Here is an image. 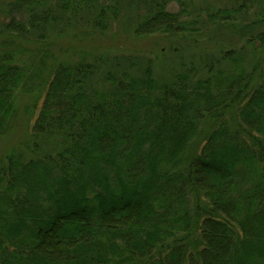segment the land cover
<instances>
[{
	"label": "trees",
	"instance_id": "trees-1",
	"mask_svg": "<svg viewBox=\"0 0 264 264\" xmlns=\"http://www.w3.org/2000/svg\"><path fill=\"white\" fill-rule=\"evenodd\" d=\"M0 264H264V0L1 3Z\"/></svg>",
	"mask_w": 264,
	"mask_h": 264
},
{
	"label": "rangeland",
	"instance_id": "rangeland-1",
	"mask_svg": "<svg viewBox=\"0 0 264 264\" xmlns=\"http://www.w3.org/2000/svg\"><path fill=\"white\" fill-rule=\"evenodd\" d=\"M5 1L6 0H0V5H1V3L5 2ZM132 15H133L132 13L129 14V16H131V17H132ZM131 17L129 19H131ZM129 19H128V21H129ZM132 19H133V17H132ZM119 31H120L119 32L120 35H122L123 33H121L120 29H119ZM147 39H149V38H147ZM142 43H143V41H142ZM144 43L145 44H143V48H145L147 50H145V49H144V51L139 50V49L138 50L140 51V53H142V55L144 54L146 57H148L152 60L151 63H152L154 75L160 76L162 74H165V72L168 71L170 67H172V66L177 67L178 64H180V62L182 64H183V62L187 63L188 60L190 59L188 52H186V50L183 49V46L180 42L175 43L173 45V46L178 47V49H176L175 51L173 50V48L170 49V47H169L170 45L161 42L160 47L164 45L161 53H159L157 50H155L154 47L150 44V42H148L147 40ZM131 47L132 46H130V48ZM129 52H133L135 54L136 53L140 54L137 51H134L132 48L130 49ZM192 54H194V51ZM14 134L18 135L19 132H14ZM7 139H9V136H7Z\"/></svg>",
	"mask_w": 264,
	"mask_h": 264
}]
</instances>
